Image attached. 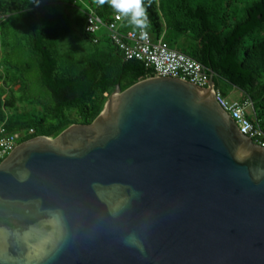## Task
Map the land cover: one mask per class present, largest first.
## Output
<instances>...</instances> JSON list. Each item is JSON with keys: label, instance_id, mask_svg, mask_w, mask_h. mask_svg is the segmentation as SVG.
Returning <instances> with one entry per match:
<instances>
[{"label": "water", "instance_id": "water-1", "mask_svg": "<svg viewBox=\"0 0 264 264\" xmlns=\"http://www.w3.org/2000/svg\"><path fill=\"white\" fill-rule=\"evenodd\" d=\"M207 86L149 76L0 161V264H264V147Z\"/></svg>", "mask_w": 264, "mask_h": 264}, {"label": "trees", "instance_id": "trees-1", "mask_svg": "<svg viewBox=\"0 0 264 264\" xmlns=\"http://www.w3.org/2000/svg\"><path fill=\"white\" fill-rule=\"evenodd\" d=\"M148 32L213 72L224 97L232 89L250 100L249 118L264 131V0H143ZM103 20L107 4L90 5ZM82 16L31 0H0V128L18 143L48 136L70 123H89L118 83L123 90L153 75L137 59H125L107 37L96 42ZM128 25L124 20L121 30ZM73 31L90 44L84 55L64 49ZM32 132L29 133V130Z\"/></svg>", "mask_w": 264, "mask_h": 264}, {"label": "built area", "instance_id": "built-area-1", "mask_svg": "<svg viewBox=\"0 0 264 264\" xmlns=\"http://www.w3.org/2000/svg\"><path fill=\"white\" fill-rule=\"evenodd\" d=\"M34 7L40 4V0H31ZM123 19H117L113 12L110 20H103L90 7L85 12L84 31L93 37L96 42L101 29L107 33V37L119 48L125 59H137L146 67L153 70L155 76H168L180 78L206 87L209 74L204 67L188 55L169 47L159 38L154 40L148 30L128 27L121 30ZM216 102L233 118L238 130L249 137L255 144L264 147V131L255 126L249 118L248 108L250 100L230 101L213 86ZM32 130H29V133ZM18 133H8L0 128V161L13 149L18 140Z\"/></svg>", "mask_w": 264, "mask_h": 264}, {"label": "rangeland", "instance_id": "rangeland-1", "mask_svg": "<svg viewBox=\"0 0 264 264\" xmlns=\"http://www.w3.org/2000/svg\"><path fill=\"white\" fill-rule=\"evenodd\" d=\"M245 2L251 1V0H243ZM41 7H48L49 5L55 6L58 10L64 11L65 13L73 14L75 10L79 11L80 14L83 16L84 13L89 10L90 5H94L93 0H40ZM104 30L101 29L100 32H103ZM164 40V39H163ZM62 47L64 49L73 50L76 52L79 56H82L85 54L87 49L90 47V44L83 40L81 36L78 34V32L73 31L72 35L64 40L62 43ZM241 93L237 89H232L230 92V95L227 97L228 100H241ZM245 100V99H242ZM249 114L252 112L251 107L248 108ZM18 141L16 142V144Z\"/></svg>", "mask_w": 264, "mask_h": 264}, {"label": "clouds", "instance_id": "clouds-1", "mask_svg": "<svg viewBox=\"0 0 264 264\" xmlns=\"http://www.w3.org/2000/svg\"><path fill=\"white\" fill-rule=\"evenodd\" d=\"M93 2L97 6L107 4L117 15V19L122 18L128 25L139 28L142 32L149 26L143 0H93Z\"/></svg>", "mask_w": 264, "mask_h": 264}, {"label": "crops", "instance_id": "crops-1", "mask_svg": "<svg viewBox=\"0 0 264 264\" xmlns=\"http://www.w3.org/2000/svg\"><path fill=\"white\" fill-rule=\"evenodd\" d=\"M235 90V89H234Z\"/></svg>", "mask_w": 264, "mask_h": 264}]
</instances>
